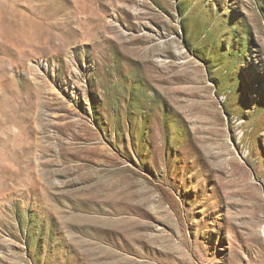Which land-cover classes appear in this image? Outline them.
I'll return each mask as SVG.
<instances>
[{
  "label": "rangeland",
  "instance_id": "obj_1",
  "mask_svg": "<svg viewBox=\"0 0 264 264\" xmlns=\"http://www.w3.org/2000/svg\"><path fill=\"white\" fill-rule=\"evenodd\" d=\"M0 264H264V0H0Z\"/></svg>",
  "mask_w": 264,
  "mask_h": 264
}]
</instances>
